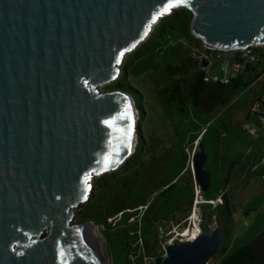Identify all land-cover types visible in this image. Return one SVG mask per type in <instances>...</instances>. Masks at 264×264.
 <instances>
[{"label": "water", "instance_id": "95a60500", "mask_svg": "<svg viewBox=\"0 0 264 264\" xmlns=\"http://www.w3.org/2000/svg\"><path fill=\"white\" fill-rule=\"evenodd\" d=\"M181 8L205 47L264 45V0H0V264H101L96 225L75 224V211L134 153L139 112L130 94L99 88ZM204 146L192 172L207 193ZM223 243L216 219L155 264H209Z\"/></svg>", "mask_w": 264, "mask_h": 264}, {"label": "trees", "instance_id": "16d2710c", "mask_svg": "<svg viewBox=\"0 0 264 264\" xmlns=\"http://www.w3.org/2000/svg\"><path fill=\"white\" fill-rule=\"evenodd\" d=\"M192 21L190 10H175L159 22L161 32L156 36L158 30L153 31L123 63L116 89L130 94L136 103L138 143L119 169L97 179L91 199L80 207L75 221H92L102 228L104 238L106 234H115L117 243L128 252V264H145L147 259L161 258L157 253L160 229L184 223L196 204L191 151L196 143V150L200 151L204 142L205 152L208 146L212 147V167L207 168L212 183L207 193H201L206 203L198 207L203 223H212L217 217L224 234L223 246L212 264H264V231L236 252H229L234 231L229 186L244 156L227 160L222 153L223 133L211 124L214 115L228 108L264 74V54L255 48L261 60L226 85L205 83L207 71L200 69L197 60L188 65L186 59L188 54L198 55L188 53L184 46L204 45L193 36ZM145 72L149 75L140 81L151 79L146 87L148 100L155 107L151 110L162 114V133L154 125L147 130L144 127L148 108L144 103V88L137 84ZM131 78L138 80L137 84ZM263 97L264 93L256 96L246 114L248 126L261 131L264 130ZM255 166L249 167L251 173H257L253 171ZM203 223L202 229H207L209 226Z\"/></svg>", "mask_w": 264, "mask_h": 264}, {"label": "rangeland", "instance_id": "374dc122", "mask_svg": "<svg viewBox=\"0 0 264 264\" xmlns=\"http://www.w3.org/2000/svg\"><path fill=\"white\" fill-rule=\"evenodd\" d=\"M158 28L159 27L157 25L154 29V31L158 30L156 36L159 34V32H161V28ZM260 51L264 54V48H260ZM130 54L126 56L125 61ZM223 65L232 68V64L230 62H222L215 59L212 60L211 65L208 67L209 74L222 76L223 73L221 68ZM121 68L123 70V65ZM147 75H149V72H145L143 75H141V78L138 79L139 81L135 80L134 78L131 79L132 82H135L136 84L138 81L137 85H140L141 88H144L143 90L146 99L144 103L148 108V118L144 121L145 130L154 125V128L160 130L162 133V123L164 122L162 119V114H158L157 112L154 113L151 108L153 109L155 107L150 105L151 103H149L148 100L149 97L147 88L151 84V79L146 78L144 82L140 81V79L146 77ZM117 80L110 84L101 86L99 91L101 93L117 91ZM262 86H264V74L249 89L240 93L228 108L221 110L219 113L214 115L211 120V124L214 126V128L220 130L223 133L222 153L227 160L232 161L238 156H244L241 163L243 164L245 163V159L250 155L258 156L264 153V131L256 130L255 134H252V131L249 129V126L245 120L246 112H248L252 106L256 96H261L264 93L263 90L261 91ZM197 146L198 144L196 143L195 147L191 151V156L198 152V150H196ZM211 150V146L206 148V153L209 156L206 164L207 168L212 167L211 165L213 159L210 156ZM263 166L264 165L260 164L258 166L257 173L253 176H250L249 178L247 174H244V168H241L238 174L234 173L232 175L229 186L234 207V214L242 212L243 216L246 213L249 214L250 218L258 214L256 223L250 231V235L254 234V236H258L264 231V179H262V177H264V169H261ZM192 168L193 165H191V169ZM100 177L93 179L94 191L96 189L95 184L97 179ZM196 202L197 206H194L192 212L189 214L187 220L184 223L167 225L166 228L160 229V243L157 246V253L160 257L165 256V247L168 243L176 244L186 242L187 238L189 239L192 237L196 226L199 225L198 227L200 230L202 229L201 225L203 220L200 216V208L198 205L203 204L204 200L199 197ZM79 209L75 211V217L79 214ZM216 218L217 217H215L212 223L207 224L204 222L203 226L208 225L209 227L207 229H211L214 226ZM74 223L77 224L75 220ZM95 230L103 238V251L108 264H128V252L123 245L117 243L118 240L115 234H106L104 238L101 227L96 226ZM237 250L239 249L236 248L231 253L236 252ZM155 260L156 259H147L145 264H155ZM209 264H212V261Z\"/></svg>", "mask_w": 264, "mask_h": 264}, {"label": "built area", "instance_id": "2783aa9c", "mask_svg": "<svg viewBox=\"0 0 264 264\" xmlns=\"http://www.w3.org/2000/svg\"><path fill=\"white\" fill-rule=\"evenodd\" d=\"M255 48H264V45L261 46H250L247 47L244 50L236 51V52H230L226 50H216V49H210L208 47L204 46V49L209 52H213L215 55V60H219L222 62H230L232 64V68H229L228 66H222L221 71L223 73L222 76L219 75H211L208 72V68L205 70L207 71L206 76L204 77L205 83H220V84H228L233 78L238 76L240 72H242L244 69H249L250 66L254 65L255 63L259 62L261 60L260 55L254 52ZM211 64H209L210 66ZM208 66V67H209ZM262 102L264 103V97ZM256 110L258 107L255 108ZM249 129L252 131V134H255V129L251 128L249 126ZM195 155V153H194ZM192 156V163H193V157ZM261 165H264V158L261 160ZM258 166H255L253 171H257ZM264 179V177H262ZM196 183V182H195ZM201 190L199 186L196 184V201L200 197L203 200V197L201 196ZM203 203H206L205 201ZM214 204V203H213ZM197 206V202L195 204V207ZM196 213V212H194ZM201 225V224H200ZM199 226V225H198ZM187 239L186 241H193L194 239ZM169 244V243H168ZM173 244V243H171Z\"/></svg>", "mask_w": 264, "mask_h": 264}, {"label": "crops", "instance_id": "0c3cea01", "mask_svg": "<svg viewBox=\"0 0 264 264\" xmlns=\"http://www.w3.org/2000/svg\"><path fill=\"white\" fill-rule=\"evenodd\" d=\"M263 90V86L261 87V91ZM252 107V106H251ZM250 107V108H251ZM250 110V109H249ZM248 110V111H249ZM248 112H246L247 114ZM246 120V117H245ZM264 131V130H262ZM207 154V153H206ZM208 156V154H207ZM211 156V155H210ZM209 157V156H208ZM264 158V153L261 155L256 156H249L247 158V161L243 164H240L236 167V170L234 173H239L241 168H244V174H247L248 178L250 176H253L254 173L250 172V166L257 165L259 166L261 164V160ZM244 165V167H243ZM261 169H264V166L261 167ZM258 214L254 215L252 218L249 217V214H244L242 212H239L238 214H234V231L232 234V243L229 249V252L231 253L233 250L240 249L241 247L245 246L246 244L250 243L256 236L250 235V231L252 230L253 226L256 223Z\"/></svg>", "mask_w": 264, "mask_h": 264}, {"label": "flooded vegetation", "instance_id": "af4514ba", "mask_svg": "<svg viewBox=\"0 0 264 264\" xmlns=\"http://www.w3.org/2000/svg\"><path fill=\"white\" fill-rule=\"evenodd\" d=\"M184 49L186 51H189L191 53H196L198 56L195 57L193 54H188L187 56V62L188 65H190L191 63L193 64L195 60H197L198 62V66L200 67V69L205 70L206 68H208L209 64L212 63V60L215 59V55L212 52L206 51L204 49V45L198 48H195L194 44L192 43H188L186 46H184Z\"/></svg>", "mask_w": 264, "mask_h": 264}, {"label": "bare ground", "instance_id": "6f19581e", "mask_svg": "<svg viewBox=\"0 0 264 264\" xmlns=\"http://www.w3.org/2000/svg\"><path fill=\"white\" fill-rule=\"evenodd\" d=\"M134 105H135V103H134ZM135 145H136V142L134 141L133 145H132V150L134 149ZM90 229L91 230H90L88 238L90 240V243L92 245V248H93L94 252L96 253L97 260L100 261L101 264H108V261H107L105 255H104L103 249H102L103 248V238L101 237L100 234L97 233L95 228L91 227ZM200 232H201L200 228L198 226H196L195 230H194V232L192 234V238L191 239H194Z\"/></svg>", "mask_w": 264, "mask_h": 264}, {"label": "snow or ice", "instance_id": "6c2138e0", "mask_svg": "<svg viewBox=\"0 0 264 264\" xmlns=\"http://www.w3.org/2000/svg\"><path fill=\"white\" fill-rule=\"evenodd\" d=\"M172 7H175V5L174 4H169L168 5V8H172ZM161 14H163V13H161ZM129 108H130V105H129ZM126 113H127V110H126ZM106 123H108L109 126H111V123L110 122H106Z\"/></svg>", "mask_w": 264, "mask_h": 264}]
</instances>
